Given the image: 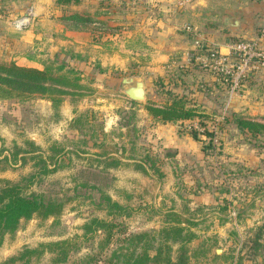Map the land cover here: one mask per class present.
<instances>
[{
  "label": "rangeland",
  "instance_id": "rangeland-1",
  "mask_svg": "<svg viewBox=\"0 0 264 264\" xmlns=\"http://www.w3.org/2000/svg\"><path fill=\"white\" fill-rule=\"evenodd\" d=\"M16 1L0 0V64L49 68L70 83L53 84L61 94L0 96V189L16 185L21 195L61 206L55 216L21 219L12 232L0 233V264H127L144 253L146 264H160L156 249L181 264H264V140L235 123L264 124V103H252L254 83H241L243 77L230 93L232 83H164L148 72L109 71L90 42L78 47L65 35L79 26L64 16L86 17L103 34L117 36L99 39V51L118 49L122 27H152L153 2L109 7V0L98 6L84 0L79 14L80 0H40L37 9L33 0ZM180 1L161 3L160 13L164 20L176 9L177 32L192 43L201 30H188L192 18L184 16L201 0ZM28 9L29 24L17 28L14 21ZM104 11L123 13L125 24L97 21L95 14ZM136 37L130 46L139 51L146 42ZM197 41L189 64L199 75L204 66L195 57L206 47ZM177 70L179 76L184 68ZM129 76L143 79L144 100L119 91ZM234 95L241 100L236 111L228 106ZM176 97L196 116L170 122L149 116L147 106ZM172 227L182 229L181 237L166 240L163 230ZM63 241L9 261L25 248Z\"/></svg>",
  "mask_w": 264,
  "mask_h": 264
},
{
  "label": "crops",
  "instance_id": "crops-1",
  "mask_svg": "<svg viewBox=\"0 0 264 264\" xmlns=\"http://www.w3.org/2000/svg\"><path fill=\"white\" fill-rule=\"evenodd\" d=\"M80 1L76 7L79 14L84 11V4H86V1ZM167 1L138 0V4L153 2L155 5H158L154 9L155 12H153L152 27L149 30V27H137L136 29L122 27V32L120 31V36L118 35L121 42L118 49H107L103 53L99 51L100 46L97 42L99 39L101 41H109L113 38L115 39L117 36L110 38L111 35L103 34L102 31H99L100 29L98 27L92 24L89 27L79 26V29L77 28L78 30L75 31H65V35L71 37L78 47L90 42L94 50H96V56L101 60L102 66L104 68H106L105 66H109V71L113 68L123 72H148L150 75L162 78V82L164 83L230 82L228 78L224 80V77L219 72L214 71V69L212 70L208 66H204V71L197 75L198 71L189 64L192 56L191 53L195 49L194 44L197 40H202V44L206 47L204 56H210V52H214L216 53V57H222L221 59H225L226 62L234 64L237 63L238 58L229 48L232 43L239 40H247L252 42L256 47L264 48V0H201V7H197L195 12H192V15L190 14L188 17L184 16L186 18L185 20L192 18L194 27L191 29L188 28V30L194 32L198 28L197 25H199V29L201 30V34H198L196 31L193 33V39L195 38V40L192 43L177 32L179 16L177 15L176 9H170V13H172H168L165 16L166 18L162 20L160 4H164ZM89 2L91 5H100V0H90ZM131 2L130 0H109L108 6L112 7L113 4H117V6H129ZM180 3L185 4L186 0H182ZM9 6L15 7V3L12 2ZM17 6L20 5L17 4ZM33 7L35 9L38 7L43 8V4L40 0H33ZM89 10L91 13L93 12V9ZM167 10L169 11V9ZM104 12L106 13L101 12L95 14L97 15L95 19L97 21L103 20V22L113 25L118 20L124 18L123 13L117 16L112 11ZM182 15L187 14L184 12ZM227 18L236 19L237 24L228 25L226 23ZM120 24H125V22L122 20ZM123 29L126 31H123ZM97 31L102 34L100 38L94 35ZM135 37H141V40L146 42L144 43V48L139 51L134 50L130 46V41ZM179 68L180 70L184 68V70L178 76L176 72H178L177 69ZM199 78L202 79L198 80ZM241 83H254L258 92L253 95L254 97L252 98L255 101L252 100V103H261V100L264 103L262 98L264 97V68L247 75ZM260 84H262L260 87L261 90L258 87ZM220 96L221 98L224 97L223 94H220ZM240 102L241 100L234 95L228 102V106L233 111H236V107L239 106Z\"/></svg>",
  "mask_w": 264,
  "mask_h": 264
},
{
  "label": "trees",
  "instance_id": "trees-1",
  "mask_svg": "<svg viewBox=\"0 0 264 264\" xmlns=\"http://www.w3.org/2000/svg\"><path fill=\"white\" fill-rule=\"evenodd\" d=\"M77 1L78 0H57V2L61 4ZM63 18L70 20L75 26H83L94 22L90 19H86V17L78 15H71L69 17L64 16ZM50 74L49 68L39 70L34 67L19 66L14 63L0 64V96L12 97L34 93H39L41 95H47L54 92H57L58 94L63 93V90L53 87V84L64 83L68 85L70 82L68 81L67 76L58 75L57 77H52ZM50 100L52 103H59L60 101V99L52 97ZM146 110L152 119L161 122L191 119L196 116L194 110L190 107H185L184 101L179 97L173 98L164 106H147ZM235 123H237L241 130L246 129L252 136L261 135L264 140V124L243 118H237ZM193 136L195 137V133ZM112 206L118 207L116 203H112ZM60 209L61 206L57 202L50 200L44 201L38 195H21L19 188L16 185H7L0 189V233L12 232L21 219L28 220L32 216L40 218L55 216L59 213ZM93 221L98 225L103 224L97 219H94ZM163 231L166 240L169 238H171V240H176V236H178V238L181 237L182 229L180 227H172ZM171 232L175 233L173 237L170 236ZM184 237L182 240H185ZM64 242L65 241L40 244L38 246L40 249L25 248L18 256L10 258L9 261L20 260L31 254L39 255L42 253L43 248L49 246L59 247ZM167 248L169 247L167 246ZM153 258L160 264H181L179 258L173 260L168 252L162 256L160 249H156ZM147 260L148 257L144 253L127 264H146L145 261Z\"/></svg>",
  "mask_w": 264,
  "mask_h": 264
},
{
  "label": "built area",
  "instance_id": "built-area-1",
  "mask_svg": "<svg viewBox=\"0 0 264 264\" xmlns=\"http://www.w3.org/2000/svg\"><path fill=\"white\" fill-rule=\"evenodd\" d=\"M31 16L32 10L28 9L14 21L16 27L21 29L27 26ZM195 43L198 44V41ZM229 48L238 58L236 64L226 62L225 59H221L222 57H216L214 52H210V56L195 57V59L200 60L203 66H208L212 70L219 72L224 77V80L228 78L229 83H232L230 87L231 93L235 89L236 83H240L241 78L264 68V48L256 47L247 40H239L232 43Z\"/></svg>",
  "mask_w": 264,
  "mask_h": 264
},
{
  "label": "water",
  "instance_id": "water-1",
  "mask_svg": "<svg viewBox=\"0 0 264 264\" xmlns=\"http://www.w3.org/2000/svg\"><path fill=\"white\" fill-rule=\"evenodd\" d=\"M228 25H236V19L227 18ZM119 91L131 101H141L146 98L144 81L139 76L124 77L118 85Z\"/></svg>",
  "mask_w": 264,
  "mask_h": 264
}]
</instances>
